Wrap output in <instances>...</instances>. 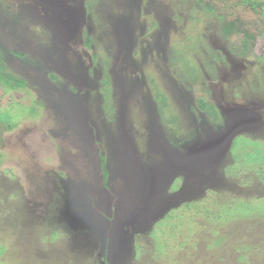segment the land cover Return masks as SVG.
Returning <instances> with one entry per match:
<instances>
[{
	"label": "rangeland",
	"instance_id": "1",
	"mask_svg": "<svg viewBox=\"0 0 264 264\" xmlns=\"http://www.w3.org/2000/svg\"><path fill=\"white\" fill-rule=\"evenodd\" d=\"M222 28L197 0H0V264H264V59Z\"/></svg>",
	"mask_w": 264,
	"mask_h": 264
},
{
	"label": "trees",
	"instance_id": "2",
	"mask_svg": "<svg viewBox=\"0 0 264 264\" xmlns=\"http://www.w3.org/2000/svg\"><path fill=\"white\" fill-rule=\"evenodd\" d=\"M261 1V2H260ZM197 0L203 9L223 21L222 32L228 39L230 49L235 54H242L249 48L256 57L264 59V46L261 42L264 40V2L262 0ZM90 42V36H86V43ZM21 55V54H19ZM20 81L15 78H10L4 81L3 86L6 88L20 85ZM9 85V86H8ZM197 105L205 112H209L208 104L203 99L197 100ZM31 114H35L32 111ZM1 118V117H0ZM10 127L12 117L5 118ZM16 123V122H14ZM254 155L247 154L248 158ZM1 159V154H0ZM104 175H108V170L105 166V157H102ZM242 207V211H248ZM263 211V208H262ZM253 212L255 210L253 209ZM160 237V236H158ZM162 242L161 238H158ZM166 245H168L166 243ZM138 250V249H137ZM105 264H110L106 254L101 257Z\"/></svg>",
	"mask_w": 264,
	"mask_h": 264
}]
</instances>
